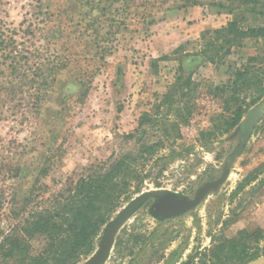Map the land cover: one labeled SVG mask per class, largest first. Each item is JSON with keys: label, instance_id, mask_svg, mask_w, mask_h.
Wrapping results in <instances>:
<instances>
[{"label": "rangeland", "instance_id": "374dc122", "mask_svg": "<svg viewBox=\"0 0 264 264\" xmlns=\"http://www.w3.org/2000/svg\"><path fill=\"white\" fill-rule=\"evenodd\" d=\"M142 3L0 0L4 38L0 39L4 42L0 46V190L8 199L14 192L21 197L43 165L47 172L39 177V184L46 187L47 197L72 186L89 166L134 150L141 137L155 143L160 131L135 133L141 114L152 112L178 72L191 74L196 85L193 114L180 126V138L157 148L161 154L175 151L180 156L156 176L158 163L141 190L112 219L146 191L168 190L191 201L225 171L226 180L177 217L156 219L151 215L155 199L145 202L118 231L104 264H212L208 258L201 260L207 250L242 231L251 234L259 229V243L247 239L248 258L241 263L247 264L264 256L253 258L255 248L264 246V112L251 126L241 151L233 154L243 141L245 119L264 101V43L246 40L222 63L210 64L202 51L210 49L206 43L213 38L202 39V33L225 26L232 14L211 6L182 7L174 0H164L156 12ZM247 18L246 25L256 23ZM153 39H171L169 46L176 47L158 40L151 48ZM179 45L181 49L174 51ZM12 60L20 65L19 73L30 76L38 68L49 75L39 87L46 96L36 103V110L31 107L29 84L22 92L2 89L14 82ZM246 65L256 75L254 97L260 98L254 105L246 98L242 119L229 127L226 122L236 106L229 101L226 86ZM130 134L134 137L127 139ZM11 168L20 169V175L11 177ZM0 222L5 227L9 220L3 217ZM31 245L37 252L44 239L36 238Z\"/></svg>", "mask_w": 264, "mask_h": 264}, {"label": "trees", "instance_id": "16d2710c", "mask_svg": "<svg viewBox=\"0 0 264 264\" xmlns=\"http://www.w3.org/2000/svg\"><path fill=\"white\" fill-rule=\"evenodd\" d=\"M135 1L126 0V3L133 4ZM176 1L182 2V7H218L233 15L234 18L225 26L202 33V39L207 36L213 38L206 43L210 49L202 51L204 60L210 64L222 63L233 48L243 47L246 40H260L264 43V0H174ZM142 5L153 7L157 12L163 8L164 0H143ZM247 15L256 23L246 25ZM0 39H4L1 33ZM1 45L4 46L3 41H0ZM181 46L174 51H179ZM254 60L255 58L249 59ZM17 67L20 68V65L12 60L11 74L14 82L9 83L10 88L2 89L22 92L23 86L29 84V95L34 101L31 107L36 110V103L38 105L46 96L39 87L47 82L49 75L37 68L28 76L19 73ZM249 69L246 65L236 70L234 79L226 86V90H230L229 101L236 106L232 117L226 122L229 127L235 126L242 119L246 110L243 108L246 98H251V105L259 101L260 95L254 97L258 89L253 90L257 84L256 75L249 73ZM51 70L53 68L49 69ZM194 86L191 74L178 72L167 92L152 105V112L141 114L135 133L141 131L144 135L146 131H160L155 143H147L145 137H141L134 150L116 157L112 154L107 160L89 166L72 186L63 187L47 197L43 195L46 187L39 184V177L47 172L43 165L38 168L35 178L21 197L14 192L8 199L0 190V219L5 217L9 220L5 227L0 222V264H78L91 255L114 214L133 194L141 190L142 184L152 175L154 167L161 163L156 174L159 176L166 164L180 156L175 151L161 154L157 148L162 147L165 142L173 144L180 138V126L185 125L193 114L194 103L191 99L196 90ZM248 90V94L240 97L241 92ZM75 100H79V97ZM125 136L127 139L134 137L132 134ZM8 170L11 177L21 173L18 168ZM151 215L159 219L153 210ZM36 238L44 239V246L37 252L33 251L31 245ZM261 238L262 232L259 229L251 234L242 231L236 238L221 240L218 245L207 250L201 260L208 258L207 262L212 264L234 260L241 264L248 258L245 253L247 239L257 244ZM120 245L121 241H118L116 246ZM253 253V258L259 254L264 255V246L261 249L255 248Z\"/></svg>", "mask_w": 264, "mask_h": 264}, {"label": "water", "instance_id": "95a60500", "mask_svg": "<svg viewBox=\"0 0 264 264\" xmlns=\"http://www.w3.org/2000/svg\"><path fill=\"white\" fill-rule=\"evenodd\" d=\"M264 112V101L260 102L244 121L243 141L239 145L233 156H237L241 151L244 141L248 137L251 126L255 120ZM228 172L225 171L218 179L203 186L196 193L193 200L179 198L175 193L168 190H151L139 194L131 200L107 225L102 242L95 253L84 264H104L110 254L118 231L133 216L136 209L142 206L150 199H155L153 212L157 218H173L177 217L188 210L193 209L210 193L212 190L220 187L226 180ZM247 264H264V256H261Z\"/></svg>", "mask_w": 264, "mask_h": 264}, {"label": "crops", "instance_id": "0c3cea01", "mask_svg": "<svg viewBox=\"0 0 264 264\" xmlns=\"http://www.w3.org/2000/svg\"><path fill=\"white\" fill-rule=\"evenodd\" d=\"M158 40H164L165 43H166V47H168V48H174V47H176V45H171V46H169V45H170V41H171V39H153V42L150 43L151 48H153L152 46H153L154 43H155L156 41H158ZM181 40H183V39H181Z\"/></svg>", "mask_w": 264, "mask_h": 264}, {"label": "flooded vegetation", "instance_id": "af4514ba", "mask_svg": "<svg viewBox=\"0 0 264 264\" xmlns=\"http://www.w3.org/2000/svg\"><path fill=\"white\" fill-rule=\"evenodd\" d=\"M223 173H224V172H223ZM223 173H222V174H223ZM155 202H156V200H155ZM153 208H154V206H153ZM181 215H182V214H181ZM159 219H164V218H159ZM165 219H169V218H165Z\"/></svg>", "mask_w": 264, "mask_h": 264}]
</instances>
